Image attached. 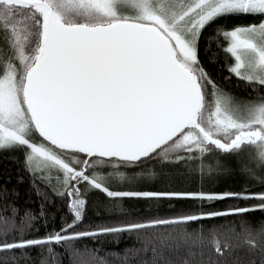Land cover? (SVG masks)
Here are the masks:
<instances>
[{"label":"snow or ice","instance_id":"snow-or-ice-1","mask_svg":"<svg viewBox=\"0 0 264 264\" xmlns=\"http://www.w3.org/2000/svg\"><path fill=\"white\" fill-rule=\"evenodd\" d=\"M242 19L257 22L226 23ZM0 150L22 154L38 201L0 191V264H108L88 242L125 234L106 253L122 264H264V0H0ZM168 172L201 190H141ZM232 175L239 191L203 190ZM97 192L120 215L82 229ZM226 199L243 206L202 207Z\"/></svg>","mask_w":264,"mask_h":264},{"label":"trees","instance_id":"trees-1","mask_svg":"<svg viewBox=\"0 0 264 264\" xmlns=\"http://www.w3.org/2000/svg\"><path fill=\"white\" fill-rule=\"evenodd\" d=\"M257 21L252 19L239 20V21H227L226 23H255ZM220 64L216 65L217 69L222 68L223 56L220 58ZM212 71V68H209ZM215 76V72L213 73ZM228 73L226 70L223 71V75L226 76ZM218 82L224 87L225 91H230L236 96H244L246 93L242 90L243 85L238 89L236 87L235 78L229 83L223 79L218 78ZM22 178V179H21ZM244 186V179L240 176H225L219 181L205 184L203 190L205 191H239ZM141 190L151 191H199L201 190L200 185L192 180L185 179L174 172H168L163 175H158L150 179L146 184H142ZM251 187V186H250ZM8 189L9 192L15 191L18 196H10V199L15 200L16 204L21 208H33L35 209L38 205L36 200V193L31 189V181L29 175L24 171L22 154L20 152L3 151L0 150V191ZM239 203L243 206V202H237L233 200L223 201H206L203 204L204 210H223L231 205ZM201 207L199 201L192 200H181L177 198H162L159 201L146 202L144 200L127 199L123 201V211L135 214L137 211L143 212L151 208L153 213H157L161 216L173 215L181 210L191 211L198 210ZM120 215L117 211H109L106 200L103 193H95L89 197V207L84 218V224L81 228H87L91 224H104L114 222V217ZM260 212L252 214L253 218H259ZM228 219H231L229 217ZM224 218H215L211 220H205L203 223L207 227H211L213 224L222 223ZM58 222V221H57ZM197 225H193L196 227ZM90 247L99 249L98 256L108 261V264H122L120 259L114 256L106 255L108 252H121L126 247H131L135 243L134 236H128L125 234L120 237L118 242L109 237L102 238L100 242L92 244L88 242ZM64 264H68L67 258H64Z\"/></svg>","mask_w":264,"mask_h":264}]
</instances>
